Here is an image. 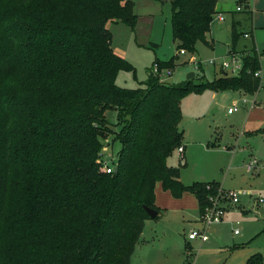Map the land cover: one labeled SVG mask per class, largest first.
Here are the masks:
<instances>
[{
  "label": "trees",
  "instance_id": "obj_1",
  "mask_svg": "<svg viewBox=\"0 0 264 264\" xmlns=\"http://www.w3.org/2000/svg\"><path fill=\"white\" fill-rule=\"evenodd\" d=\"M217 3L171 0L179 52L211 44ZM109 21L135 29L133 0H0V264H130L150 218L144 206L161 212L158 183L175 197L193 194L201 213L226 191L217 181L186 185L167 162L182 145L180 102L192 79L171 83L150 71L142 86H119V70L133 67L115 53ZM239 36L233 23L231 53ZM259 60L250 50L240 73L193 87L255 93ZM115 141L120 168L107 173ZM262 263L254 254L247 264Z\"/></svg>",
  "mask_w": 264,
  "mask_h": 264
},
{
  "label": "rangeland",
  "instance_id": "obj_2",
  "mask_svg": "<svg viewBox=\"0 0 264 264\" xmlns=\"http://www.w3.org/2000/svg\"><path fill=\"white\" fill-rule=\"evenodd\" d=\"M133 2L134 12L138 15L135 29L120 21L107 23L115 53L133 67L121 68L116 83L130 88L142 86L153 70L156 57L174 63L172 68L162 70V80L180 83L194 71L192 88L180 102L183 113L180 126L184 131L182 145L186 146V156L181 159L177 148L167 162L182 168L184 184L217 181L226 190L236 192L240 202L232 206L226 197L228 191L224 190L223 194L218 191L216 197L227 206L221 221L209 224L206 238L189 239L192 230L203 231L204 227L196 198L190 194L175 197L158 183L156 204L161 212L158 217L146 219L131 264H247L254 254H260L264 264V157L258 158L254 154L256 158L250 159L248 151L253 150L254 142L242 135L244 125L240 127L236 119H230L227 111V105L242 96L235 92L223 94L224 91L209 86L193 87V84L214 80L222 74V62L232 61L234 22L240 33L236 51L246 54L255 49L258 52L264 84V0H218V13L207 34L212 46L199 41L194 52L187 50L185 54L179 52L173 38L171 0ZM219 13L225 20L218 18ZM198 65L200 67H196ZM168 69L172 71L171 75L167 74ZM227 72L238 73L232 68ZM262 90L264 92V87ZM106 115L112 127L118 130L117 110L109 108ZM256 144L264 152V137L258 138ZM107 146L106 154L117 159L120 142ZM242 148L246 149V154L240 152ZM253 159H258L257 163L248 171L247 165ZM235 230L239 232L235 233Z\"/></svg>",
  "mask_w": 264,
  "mask_h": 264
},
{
  "label": "built area",
  "instance_id": "obj_3",
  "mask_svg": "<svg viewBox=\"0 0 264 264\" xmlns=\"http://www.w3.org/2000/svg\"><path fill=\"white\" fill-rule=\"evenodd\" d=\"M237 9L240 10L241 7L238 6ZM218 18L223 20L224 16L222 14H219ZM245 35L249 36V34H247V33ZM186 52L187 51L185 49L180 50L181 54H185ZM231 54H232V61L224 60L222 62V69L228 70V69L232 68L233 71H237L238 73H240L242 68H243V65H244L243 64L244 53H238L236 51V52H233ZM212 62L215 63L216 60H212ZM196 67H200V66L198 65ZM152 72L155 75H159L160 77L162 76V71H160L159 65L157 63L154 64ZM253 73H254V76L258 77V78H260L261 74H262L260 69L255 70ZM167 74L171 75L172 71L170 69H168ZM247 101H248V99L243 97L241 104H234L232 107L229 108L228 111L233 112V111L238 110L241 107V105L246 104ZM178 151L180 153L181 159H183L184 158V147H183V145L178 147ZM115 161H116V159L114 157H112V159H110L108 157L105 159L104 167H105L107 173H112L113 171H115V168H114L116 165ZM256 163H257V160L253 159L247 165L248 171H251L255 167ZM223 191L224 190L219 189V193L223 194ZM227 191L228 190H226L225 192H227ZM226 197L227 198L229 197V201H231L232 206L240 202V199H239L238 194L236 192L228 191ZM232 206H230V207H232ZM226 209H227L226 204H223L219 200V197H216V196L211 197L210 198V204L205 206L203 212L201 213V221H203V223H204V227H203L204 232L199 231L197 229H194L189 233V239H195L197 237L206 238V231L208 229L209 224H211L213 222L221 221ZM238 232H239V230H235V233H238Z\"/></svg>",
  "mask_w": 264,
  "mask_h": 264
},
{
  "label": "crops",
  "instance_id": "obj_4",
  "mask_svg": "<svg viewBox=\"0 0 264 264\" xmlns=\"http://www.w3.org/2000/svg\"><path fill=\"white\" fill-rule=\"evenodd\" d=\"M218 11V10H217ZM218 13V12H217ZM221 14V13H219ZM225 20V18L223 19ZM235 23V22H234ZM208 39V37H207ZM209 40V39H208ZM210 41V40H209ZM211 42V41H210ZM212 46V42L210 44ZM261 69V68H260ZM223 71V69H221ZM227 71V70H226ZM149 74V73H148ZM262 74L260 77V82H261V86L259 87V89L255 92V93H248V95H251L252 97L247 98L246 94L247 93H243L241 91H236V90H225L223 94L229 93V92H235V93H240L241 94V98L238 100H233L232 103H229L227 105V111L229 110L230 107H232L234 104H241L242 103V98H247L248 101L246 104L241 105V107L233 112H229L228 111V115L230 116V119H236L237 120V124L241 127V125H244L241 130H242V135L246 136L248 139H252L254 142L253 145V150L250 152L248 151V155H250V159L252 157H254L253 155L255 154L258 158H263L264 157V152L261 149V147L259 145L256 144L257 139L260 138L261 136L264 137V92H263V81H262ZM213 116L214 114V109L212 111ZM214 121V120H213ZM216 126V125H215ZM214 126V127H215ZM238 126V129H239ZM216 131V130H215ZM184 144V143H183ZM184 147V158H185V151H186V146L183 145ZM246 149L242 148L240 150L241 153H245L246 154ZM183 158V159H184ZM256 158V157H254ZM258 160V159H257ZM172 165V164H171ZM182 177V174H181ZM220 183V182H219ZM158 186V184H157ZM223 188H225L223 186ZM226 189V188H225ZM186 194H190V193H185L184 196H186ZM193 195V194H190ZM194 196V195H193ZM195 197V196H194ZM196 198V197H195ZM157 199V196H156ZM197 200V198H196ZM198 202V200H197ZM199 204V202H198ZM145 228V227H144ZM144 231V229H143ZM143 234V232H142ZM141 234V235H142ZM138 245V244H137ZM132 259V257H131ZM131 264V262H130Z\"/></svg>",
  "mask_w": 264,
  "mask_h": 264
},
{
  "label": "water",
  "instance_id": "obj_5",
  "mask_svg": "<svg viewBox=\"0 0 264 264\" xmlns=\"http://www.w3.org/2000/svg\"><path fill=\"white\" fill-rule=\"evenodd\" d=\"M195 76V72L192 71L190 73H188L187 75V79H192ZM115 172H118L119 170V164L115 165ZM144 208L146 209L147 213L149 214L150 217H156L159 214V211L157 209L151 208L149 206H144Z\"/></svg>",
  "mask_w": 264,
  "mask_h": 264
}]
</instances>
